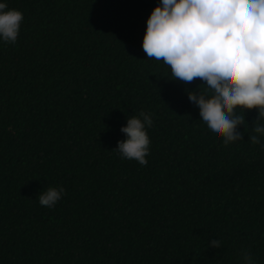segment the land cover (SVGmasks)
<instances>
[{"label": "trees", "instance_id": "obj_1", "mask_svg": "<svg viewBox=\"0 0 264 264\" xmlns=\"http://www.w3.org/2000/svg\"><path fill=\"white\" fill-rule=\"evenodd\" d=\"M0 3L24 17L15 44L0 40V264H242L243 251L264 264L257 110L243 140L207 128L185 91L204 82L143 50L161 0ZM141 111L146 166L113 150Z\"/></svg>", "mask_w": 264, "mask_h": 264}, {"label": "clouds", "instance_id": "obj_2", "mask_svg": "<svg viewBox=\"0 0 264 264\" xmlns=\"http://www.w3.org/2000/svg\"><path fill=\"white\" fill-rule=\"evenodd\" d=\"M23 13L0 3V40L15 44ZM142 47L148 59L162 61L175 80L204 83L185 90L199 109L201 120L228 145L243 140L245 110H257L252 144L264 136V0H161L147 19ZM240 109L241 112H238ZM142 118V119H141ZM151 115L141 111L127 118L120 131L126 139L113 149L122 158L146 166ZM61 186L38 195L41 206L52 208L64 195ZM212 239L209 247L220 248ZM242 264H255L243 251Z\"/></svg>", "mask_w": 264, "mask_h": 264}]
</instances>
